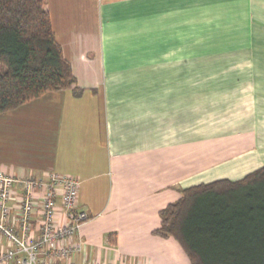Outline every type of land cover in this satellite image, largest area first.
Masks as SVG:
<instances>
[{"label": "crops", "instance_id": "1", "mask_svg": "<svg viewBox=\"0 0 264 264\" xmlns=\"http://www.w3.org/2000/svg\"><path fill=\"white\" fill-rule=\"evenodd\" d=\"M44 7L83 92L49 91L0 113V174L56 172L80 181L77 206L88 219L68 239L81 245L73 264H190L177 241L152 233L159 211L186 187L237 180L264 165V136L245 128L199 138L191 133L196 104L193 115L192 104L188 110L189 134L175 133L188 62L183 47L197 61L203 23L211 49L225 47V31L239 30L255 32L239 46L260 50L264 0H45ZM15 187L14 224L21 197ZM8 247L0 233V253Z\"/></svg>", "mask_w": 264, "mask_h": 264}, {"label": "trees", "instance_id": "2", "mask_svg": "<svg viewBox=\"0 0 264 264\" xmlns=\"http://www.w3.org/2000/svg\"><path fill=\"white\" fill-rule=\"evenodd\" d=\"M45 0H0V113L49 91L77 86ZM152 233L172 237L190 264H264V165L237 180L181 190Z\"/></svg>", "mask_w": 264, "mask_h": 264}, {"label": "rangeland", "instance_id": "3", "mask_svg": "<svg viewBox=\"0 0 264 264\" xmlns=\"http://www.w3.org/2000/svg\"><path fill=\"white\" fill-rule=\"evenodd\" d=\"M198 26L197 61L191 62L190 48L183 47L188 62L183 63V78L180 79L181 105H177L180 110L176 113L181 114V122L175 127V133L181 138L189 134L188 110L192 104L193 115L196 104L197 125L194 126L192 118L191 133L197 132L199 138L218 137L245 128L262 130L264 136V46L256 51L252 46H239L238 39L244 40L246 35L250 38L252 34L254 40L255 32L231 30L225 31V39H228L225 47L218 45L211 49L212 39L206 36L204 24ZM260 37L264 42V31ZM222 41L225 42H218ZM185 42L190 40L183 38ZM260 71L262 73L255 77ZM189 74L191 78L185 77Z\"/></svg>", "mask_w": 264, "mask_h": 264}, {"label": "built area", "instance_id": "4", "mask_svg": "<svg viewBox=\"0 0 264 264\" xmlns=\"http://www.w3.org/2000/svg\"><path fill=\"white\" fill-rule=\"evenodd\" d=\"M79 184L76 177L56 172L26 178L0 174V233L9 242L0 253V264H73L69 258L81 245L68 239L88 219L77 206ZM15 185L20 186L21 197L14 224L8 215ZM35 199L40 209L38 234L31 226Z\"/></svg>", "mask_w": 264, "mask_h": 264}]
</instances>
